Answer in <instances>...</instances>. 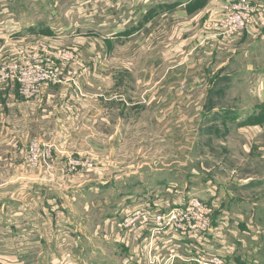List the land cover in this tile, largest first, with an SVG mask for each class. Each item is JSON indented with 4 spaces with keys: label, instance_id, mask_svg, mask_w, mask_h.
I'll return each mask as SVG.
<instances>
[{
    "label": "crops",
    "instance_id": "obj_1",
    "mask_svg": "<svg viewBox=\"0 0 264 264\" xmlns=\"http://www.w3.org/2000/svg\"><path fill=\"white\" fill-rule=\"evenodd\" d=\"M222 1L0 0V64L32 54L40 44L57 54L76 52V59L55 60L61 82L47 87L40 100L24 99L15 84L0 86V165L9 166L10 178L48 180L47 167L28 165L27 153L20 160L32 140L46 147L59 181L74 184L66 163L73 156L90 157L98 190L107 185L108 198L98 204L108 209L107 220L113 218L108 208L113 198L117 204L131 200V208L157 203L164 211L181 196L215 206L210 233L160 243L163 256L170 250L185 257L209 251L226 256L228 264H264V0H253L258 14L248 30L229 40L208 29ZM81 2H91L85 7L90 12L76 6ZM170 35L172 48L150 62L154 39ZM137 78L140 89L127 90ZM131 105L150 110L160 138L176 150L171 159L160 154V160L146 151V162L136 170L131 166L120 194L116 129L105 133L107 110L124 115ZM205 125L221 132L219 165L202 174L183 172L179 158L191 163ZM103 146L108 157L98 152ZM214 157L211 151L208 158ZM165 160L168 167H158ZM18 191L13 187L12 194ZM107 220L104 233L125 249L123 264H148L142 238L129 233L117 238L119 230Z\"/></svg>",
    "mask_w": 264,
    "mask_h": 264
},
{
    "label": "rangeland",
    "instance_id": "obj_2",
    "mask_svg": "<svg viewBox=\"0 0 264 264\" xmlns=\"http://www.w3.org/2000/svg\"><path fill=\"white\" fill-rule=\"evenodd\" d=\"M54 8L56 15H59V6ZM91 5V2H81L76 5L81 8ZM72 4L69 10H72ZM86 12H90L85 8ZM60 16V15H59ZM71 21H74V15H70ZM55 20V17H53ZM66 22V21H65ZM175 41L173 35L163 36L158 40L154 39L155 49L149 53L150 62L153 56L157 58L164 50H170V44ZM55 53L54 51H52ZM75 53L73 49H65L56 54V61L61 60L59 56L65 53ZM3 54V52H2ZM33 54V53H32ZM31 55L26 52L19 58L12 61L22 62ZM142 86L139 80H133L126 85L127 90H139ZM127 101H131L128 100ZM136 101H133L135 104ZM115 103V102H114ZM116 104V103H115ZM117 102V106H120ZM108 124L105 133L112 134L116 129V150L117 166L119 169L114 174L119 175L117 179L119 193L124 191L125 175L134 167L138 169L146 162L147 152L154 158L160 160V154L171 159L176 148L169 144V140H162V130L158 127L153 119L150 110L143 109L136 105L128 106V110L121 113L115 108L110 107L108 110ZM206 120V125H207ZM204 126L202 129V140L191 155V163L187 158H179L181 161V171L191 172L193 169L196 173H206L207 170L217 167L221 160V132ZM213 140V141H210ZM237 141L241 142L239 138ZM30 142V141H29ZM44 147L38 140H32ZM163 145V148H159ZM20 155V160L25 159L27 164L32 167H47L49 171L48 180H33L10 178L8 174L9 166L0 165L3 171V177H0V264H123L124 248L120 244L114 243L104 233L106 220L109 211L104 206L98 207L106 197L108 198L107 185L102 190H98L96 182L99 178L91 171H94L96 164L90 157L73 156L66 163L65 169L70 174L73 183L67 180H58V176H53L49 165L45 163L32 164L28 160L29 143L26 144ZM148 148V150H147ZM211 151L217 153L214 161L208 158ZM98 152L105 157V147L98 148ZM50 158H48L49 161ZM169 159V160H170ZM151 160V157H149ZM91 161L95 164L92 169H84L81 164ZM168 163L165 160L164 165L158 164V167L166 168ZM252 167L251 163H248ZM52 166L53 164L50 163ZM233 168L236 165L232 164ZM133 166V167H131ZM168 167V165H167ZM6 170V171H5ZM119 170V171H118ZM121 170V171H120ZM65 174L64 170L62 169ZM52 172V173H51ZM91 172V173H89ZM87 173L88 176L86 175ZM25 176H29V173ZM79 178L76 181L75 178ZM185 178L186 175H183ZM107 181L104 179L102 182ZM183 181V178L181 179ZM65 183L64 188H62ZM13 187L20 188L17 195H13ZM109 201L108 208L113 214V220L110 221V227L116 228L120 239L128 232L119 227L122 220L129 214L133 208L131 200H122L118 202ZM106 200V199H105ZM115 202L117 205H114ZM128 202V203H127ZM121 203V204H120ZM120 204V205H119ZM113 206V207H111ZM127 236V234H126Z\"/></svg>",
    "mask_w": 264,
    "mask_h": 264
},
{
    "label": "built area",
    "instance_id": "obj_3",
    "mask_svg": "<svg viewBox=\"0 0 264 264\" xmlns=\"http://www.w3.org/2000/svg\"><path fill=\"white\" fill-rule=\"evenodd\" d=\"M258 5L253 0H225L220 5V15L210 21L208 29H213L215 38L229 40L239 35L252 24L258 14ZM62 61L76 59L75 53L59 56ZM56 54L43 44L33 49L22 62L12 61L0 64V86L15 84L19 94L26 100H40L43 91L61 82L56 65ZM77 87L76 82L72 81ZM49 152L41 148L37 142H30L28 160L32 164L48 165ZM81 166L92 169L95 164L87 161ZM180 202L170 209L163 210L160 204H142L133 208L122 220L119 227L132 234L134 238H142L146 246L148 264H175L176 261L194 264H228L227 257L209 251H199L185 257L174 250L162 255L159 244L181 242L210 233L213 228L215 206L198 197H180Z\"/></svg>",
    "mask_w": 264,
    "mask_h": 264
}]
</instances>
